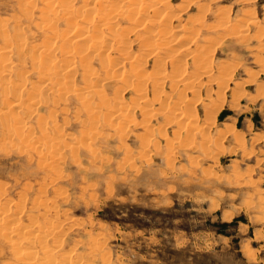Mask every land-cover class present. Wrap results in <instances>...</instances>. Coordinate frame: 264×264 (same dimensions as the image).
Returning a JSON list of instances; mask_svg holds the SVG:
<instances>
[{"label":"rangeland","instance_id":"rangeland-1","mask_svg":"<svg viewBox=\"0 0 264 264\" xmlns=\"http://www.w3.org/2000/svg\"><path fill=\"white\" fill-rule=\"evenodd\" d=\"M133 1L0 0V264H264V0Z\"/></svg>","mask_w":264,"mask_h":264},{"label":"bare ground","instance_id":"bare-ground-1","mask_svg":"<svg viewBox=\"0 0 264 264\" xmlns=\"http://www.w3.org/2000/svg\"><path fill=\"white\" fill-rule=\"evenodd\" d=\"M32 1H33V0H32ZM34 1H35V0H34ZM52 1H53V0H52ZM100 1H101V3H102V0H100ZM130 1L132 2V0H130ZM136 1H137V0H134L133 2L135 3ZM141 1H142V0H141ZM144 1H145V0H144ZM149 1H150V0H149ZM151 1H152V0H151ZM153 1H154V0H153ZM161 1H163V0H161ZM29 2H30V0H29ZM71 2H73V1H71ZM97 2H98V1H97ZM120 2H121V1H120ZM125 2H126V1H125ZM154 2H155V1H154ZM197 2H198V1H197ZM30 3H31V2H30ZM49 3H50V2H49ZM49 3H48V6L50 5ZM63 3H64V2H63ZM66 3H67V2H66ZM138 3H139V2H138ZM159 3H160V2H159ZM46 4H47V3H46ZM129 4H130V3H129ZM136 4H137V2H136ZM141 4H142V3H141ZM146 4H149V3L147 2ZM156 4H157V3H152V4H151V8H149V6H147V7H148V10L151 9L152 12H155V13H162V12H160L161 9H159L158 5H156ZM165 4H166V5H167V4L169 5V4H171V3L168 2V3H165ZM25 5H26V4H25ZM31 5H32V4H31ZM31 5H30V6H31ZM34 5H35V3H34ZM34 5H33V6H34ZM52 5H54V4L52 3ZM52 5H50L49 8H50V7L53 8L54 6H52ZM55 5H56V4H55ZM68 5H69V4H68ZM90 5H91V4H90ZM118 5H119V4H118ZM118 5L116 6V7H117L116 9H118ZM131 5H132V4H131ZM45 6H46V5H45ZM71 6H73V4H72ZM85 6H86V5H85ZM88 6H89V4L86 6V10H87V7H88ZM113 6H114V5H113ZM121 6H123V5L121 4ZM124 6H125V5H124ZM124 6H123V7H124ZM126 6H127V5H126ZM128 6H130V5H128ZM142 6H143V5H142ZM145 6H146V5H145ZM159 6H160V5H159ZM24 7H25V6H24ZM65 7H67V4H66V6L64 5V7H63L64 10H65ZM91 7H96V5L91 6ZM102 7H103V6H102ZM102 7H101V9H102ZM110 7H111V6H110ZM119 7H120V6H119ZM123 7H120V8L122 9ZM131 7H132V6H131ZM164 7H165V6H164ZM170 7H172V5H170ZM43 8H45V7H43ZM67 8H71V7H67ZM67 8H66V10H67ZM88 8H90V6H89ZM97 8H98V7H97ZM97 8H96V9H97ZM108 8H109V7H108ZM111 8H112V7H111ZM114 8H115V7H114ZM124 8H125V7H124ZM172 8H173V7H172ZM61 9H62V8H61ZM96 9H95V10H96ZM98 9H99V8H98ZM101 9H100V11H101ZM128 9H131V10H132L133 7H132V8H128ZM134 9H136V8H134ZM138 9H139V8H138ZM145 9L147 10L146 7H145V8L143 7V10H145ZM164 9H167V8H164ZM29 10H30V9H29ZM45 10H47V9H45ZM45 10H44V12H45ZM49 10H50V9H49ZM56 10H57V9H56ZM62 10H63V9H62ZM62 10H61V11H62ZM69 10H70V9H69ZM72 10H73V7H72ZM72 10H70V11L72 12ZM91 10H92V12H91L92 15H93L94 13L97 12V11H96V12L93 13V11H95V10L92 9V8H91ZM123 10H124V9H123ZM123 10H122V11H123ZM57 11H58V10H57ZM70 11H68V12L66 11V12L69 13ZM89 11H90V10H89ZM89 11L87 10L88 14L90 13ZM109 11H110V10H109ZM109 11H108V12H109ZM111 11H112V10H111ZM111 11H110V12H111ZM118 11H119V10H118ZM125 11H127L126 8H125ZM132 11H133V10H132ZM134 11H135V10H134ZM134 11H133V12H134ZM141 11H142V10H141ZM157 11H158V12H157ZM165 11H166V10H165ZM165 11H163V12H165ZM168 11H169V9H168ZM170 11H171V10H170ZM25 12H26V11H25ZM54 12H56V11L54 10ZM66 12L64 11V13H66ZM71 12H70V13H71ZM77 12H78V11H77ZM104 12L106 13V11H104ZM104 12H103V13H104ZM108 12H107V13H108ZM110 12H109V13H110ZM135 12H137V11H135ZM135 12H134V13H135ZM171 12H172V11H171ZM26 13H27V12H26ZM26 13H25V14H26ZM28 13H29V12H28ZM60 13H61V12H60ZM67 13H66V14H67ZM79 13H81V12H79ZM79 13H78V14H79ZM84 13H85V11H84ZM97 13L99 14V11H98ZM97 13H96V14H97ZM105 13H104V15H105ZM107 13H106V15L109 14V13H108V14H107ZM126 13H128V12H126ZM148 13H149V12H148ZM165 13H166V12H165ZM44 14H46V12H45ZM44 14H42V15H44ZM56 14H57V13H56ZM85 14H86V13H85ZM88 14H87V15H88ZM96 14H95V15H96ZM100 14H102V13L100 12ZM129 14H130V12H129ZM135 14H136V13H135ZM138 14H139V11H138ZM138 14H137V15H138ZM168 14H170V13L168 12ZM40 15H41V14H40ZM81 15H82V14H81ZM81 15H80V16H81ZM109 15H111V14H109ZM119 15H120V14H119ZM132 15H133V14H132ZM157 15H158V14H157ZM178 15H180V14H178ZM63 16H64V15H63ZM74 16H75V15H74ZM97 16H98V15H97ZM112 16H113V15H112ZM112 16H110V18H108V21H109V19L111 20ZM225 16H226V15H225ZM44 17H46V18H44ZM44 17H43V18L46 20V22H48L47 19H48V20H51V18H47V16H45V15H44ZM59 17H60V16H59ZM64 17H65V16H64ZM70 17L72 18V16H70ZM81 17H82V16H81ZM85 17L87 18V16H85ZM85 17H84V18H85ZM88 17H90V16H88ZM98 17H99V16H98ZM102 17H103V15H102ZM102 17H100V18H102ZM114 17H115V16H114ZM114 17H113V18H114ZM130 17H133V16L130 15ZM73 18H75V17H73ZM78 18H79V17H78ZM78 18H77V19H78ZM84 18H82L83 21H84ZM91 18H94V17L91 16ZM100 18H99V19H100ZM105 18H106V16H105ZM134 18H135V17H134ZM199 18H200V17H199ZM248 18H249V17H248ZM248 18L246 19L247 21L250 20V18H249V19H248ZM67 19H69V18H67ZM75 19H76V18H75ZM99 19H98V21H100ZM130 19H131V18H130ZM223 19H224V17H223ZM86 20H88V18H87ZM89 20H90V18H89ZM89 20H88V21H89ZM94 20H95V19H93V21H94ZM101 20H102V19H101ZM225 20H226V18H225ZM253 20H254V18H253ZM253 20H250V21H253ZM256 20H257V19H256ZM41 21H42V20H41ZM55 21H56V20H55ZM88 21H87V22H88ZM91 21H92V19H91ZM93 21H92V22H93ZM95 21H96V20H95ZM113 21H114V20H113ZM222 21H224V20H222ZM232 21H233V20H232ZM242 21H245V20L242 19ZM254 21H255V20H254ZM44 22H45V21H44ZM51 22H52V21H51ZM84 22H85V21H84ZM100 22H101V21H100ZM104 22H105V21H104ZM115 22H116V21H115ZM229 22H230V21H228V23H229ZM255 22H256V21H255ZM255 22H254V23H255ZM79 23H80V22H79ZM108 23H109V22H108ZM221 23H223V22H221ZM234 23H235V21H234ZM243 23H245V22H243ZM2 24H4V23H2ZM46 24H47V23H46ZM48 24H49V23H48ZM56 24H57V23H56ZM56 24H55V25H56ZM91 24H94V23H91ZM95 24H96V23H95ZM95 24H94V26H96ZM219 24H220V23H219ZM219 24H218V25H219ZM223 24H224V23H223ZM226 24H227V23H226ZM49 25H50V24H49ZM77 25H79V24H77ZM85 25H86V24H85ZM106 25H107V24H105V26H106ZM112 25H113V24H112ZM228 25H230V23H229ZM228 25H226V27H227ZM241 25H242V23H241ZM241 25H238V26H239L240 28H242V30H244L245 27H247V26H245V25H244V27H243V25H242V26H241ZM69 26H70V25H69ZM79 26H80V25H79ZM81 26H82V23H81ZM83 26H84V24H83ZM92 26H93V25H92ZM92 26H91V27H92ZM94 26H93V27H94ZM97 26H98V25H97ZM109 26H111V25L109 24ZM109 26H108L107 28H109ZM160 26H161V25H160ZM215 26H216V25H215ZM231 26H232V25H230L229 27H231ZM49 27H50V26H49ZM87 27H89V26L87 25ZM102 27H103V26H102ZM112 27H113V26H111V29H112ZM125 27H126V26H125ZM161 27H163V26H161ZM217 27H218V26H217ZM226 27H225V28H226ZM229 27H228V29H229ZM239 27H238V28H239ZM259 27H261V26H259ZM262 27H263V26H262ZM262 27H261V28H262ZM3 28H4V27H3ZM53 28H54V25H53V27H52V26L50 27V29H53ZM79 28H81V27H79ZM84 28H85L86 30L88 29V28H86V26H85ZM84 28H82V29H78V30H84ZM95 28H96V27H94L93 29L95 30ZM97 28H98V27H97ZM163 28H164V27H163ZM163 28H160V29H162V30H160V33H162L163 31L167 30V29L164 30ZM232 28H233V27H232ZM232 28H231V29H232ZM14 29H17V28H14ZM109 29H110V28H109ZM123 29H124V28H123ZM219 29H220V28H219ZM222 29H224V27H222ZM228 29H226V30H228ZM247 29H248V28H247ZM53 30L55 31V29H53ZM94 30H93V31H94ZM101 30H102V29H100V32H101ZM156 30H157V29H156ZM156 30H153V31L156 32ZM224 30H225V29H224ZM233 30H234V28L232 29V32H233ZM236 30H239V29L236 28ZM236 30H235V31H236ZM240 30H241V29H240ZM240 30H239V34H240V32H241ZM248 30H249V29H248ZM257 30H258V29H257ZM84 31H85V30H84ZM90 31H91V30H90ZM104 31H105V30H104ZM104 31H103V32H104ZM110 31L113 32V30H110ZM214 31H215V30H214ZM220 31H221V30H220ZM222 31H223V30H222ZM246 31H247V30H245V32H246ZM19 32H20V30H19ZM19 32H17V33L19 34ZM80 32H82V31H80ZM95 32H96V31H95ZM154 32H153V33H154ZM157 32H159V31H157ZM166 32H167V31H165L164 34H165ZM224 32L227 33L226 31H224ZM228 32H229V31H228ZM232 32H231V34H232V35H235V34H233ZM1 33H2V32H1ZM17 33H15V34H16V35H15L16 38L14 37L15 39H17V37H18ZM21 33H22V32H21ZM56 33H57V32H56ZM64 33H65V32H64ZM84 33H85V32H84ZM86 33L89 34L88 31H87ZM93 33H94V32H93ZM153 33H152V34H153ZM221 33H222V32H221ZM236 33H237V32H236ZM248 33H249V31H248ZM54 34H55V33H54ZM82 34H83V32H82ZM90 34H91V36L93 37L92 33H90ZM102 34H103V33H101V35H102ZM108 34H109V32H108ZM157 34H158V33H157ZM231 34H229V35H231ZM242 34H243V33H242ZM245 34H247V33H245ZM258 34H260V33H258ZM261 34H262V33H261ZM261 34H260V35H261ZM1 35H2V34H1ZM3 35H5L4 37L7 36L6 38L9 37L7 34H4V33H3ZM55 35H56V34H55ZM58 35H59V34H58ZM80 35H81V33H80ZM86 35H87V34H86ZM96 35H97V34H96ZM96 35H95L94 39L96 38ZM98 35H99V34H98ZM103 35H104V34H103ZM116 35H117V34H116ZM116 35H113V36H116ZM161 35H162V34H160V36H161ZM219 35H220V34H219ZM236 35H237V34H236ZM256 35H257V34H256ZM21 36H23V35L21 34ZM21 36L18 37L19 42H20L21 39H22ZM45 36H46V35H45ZM76 36H77V33H76ZM91 36H87V37H90V38H89L88 40H87V39H86V40H87V41H91ZM118 36H119V35H118ZM152 36H153V35H152ZM156 36H157V35H156ZM245 36H246V35H245ZM245 36H244V37H245ZM61 37H62V39H63V35H62ZM79 37H82V35L79 36ZM83 37H85V35H84ZM99 37H100V38H103V37H101V36H99ZM99 37H97V38H99ZM109 37H110V36H109ZM111 37H112V36H111ZM158 37H159V34H158ZM158 37H157V38H158ZM234 37H235V36H234ZM237 37H238V36H237ZM239 37H240V35H239ZM244 37H243V38H244ZM9 38H10V37H9ZM20 38H21V39H20ZM105 38H106V35H105ZM107 38H108V37H107ZM224 38H226V37H224ZM240 38H241V37H240ZM246 38H247V36H246ZM258 38H260V37L258 36ZM4 39H5V38H4ZM15 39H14V40H15ZM18 39H17V40H18ZM23 39H24V38H23ZM49 39H51V38L49 37ZM62 39H61V41H62ZM77 39H78V38H77ZM84 39H85V38H84ZM237 39L240 40L239 38H237ZM237 39L235 38L234 40H237ZM244 39H245V38H244ZM55 40H56V39H55ZM75 40H76V38H75ZM86 40H85V42H86ZM95 40H96V39H95ZM95 40H94V42H95ZM102 40H104V39H102ZM111 40H113V37H112ZM123 40H124V39H123ZM219 40H220V39H219ZM238 40H237V41H238ZM242 40H243V39H242ZM6 41H8V44H9V42H11V41H9V40H7V39H6ZM6 41H5V42H6ZM44 41H45V40H44ZM44 41H43V42H44ZM46 41H47V39H46ZM59 41H60V40H59ZM61 41H60V42H61ZM70 41H71V40H70ZM96 41H97V40H96ZM98 41H99V40H98ZM106 41H107V40H106ZM114 41H115V40H114ZM155 41H156V40H155ZM19 42H18V43H19ZM25 42H27L26 39H25ZM55 42H57V41H55ZM55 42L53 41V43H55ZM72 42H73V41H72ZM83 42H84V41H83ZM94 42H93V44H96V43H94ZM101 42H102V41H101ZM101 42H99V43H101ZM104 42H105V40H104ZM121 42H122V41H121ZM16 43H17V41L15 42V44H16ZM22 43H24V42H22ZM46 43H47V42H46ZM46 43H44L45 46H48V47H49V46H50V47L52 46L51 43L49 44V42H48L47 44H49V45H47ZM78 43H79V42H78ZM86 43H87V42H86ZM90 43H91V42H90ZM90 43H88V44L90 45ZM97 43H98V42H97ZM149 43H150V42H149ZM149 43L147 42V44L150 46L151 44H149ZM10 44H11V43H10ZM20 44H21V43H20ZM59 44H61V43H59ZM66 44H67L68 46H67ZM66 44H65V43L62 44V45H63L62 47L64 48V47L66 46L65 49H68L67 51L70 52V50H69L70 48H67V47H70L71 44L68 43V42H66ZM88 44H86L87 47H88ZM103 44H104V43H103ZM110 44H111V42H110ZM5 45H6V44H5ZM39 45H40V44H39ZM64 45H65V46H64ZM80 45H81V43H80ZM80 45L77 47V48H78V51H79V47H80ZM86 45H85V46H86ZM96 45H97V44H96ZM96 45H93V46L96 47ZM106 45H107V43H106ZM148 45H147V46H148ZM153 45L155 46L156 44L153 43ZM12 46H13V45H12ZM12 46H11V47H12ZM16 46H19V45L16 44ZM16 46H15V47H16ZM27 46L29 47V45H27ZM40 46H42V45H40ZM45 46H44V47H45ZM71 46H73V44H72ZM97 46H99V48L96 47L97 49H99V50L102 49V48H101L102 43H101V45H97ZM107 46H108V45H107ZM143 46H144V43H143ZM9 47H10V46H9ZM15 47H14L13 49H16ZM20 47H21V46H19L18 48H20ZM22 47H24V46H22ZM22 47H21L20 49H23ZM30 47H31V46H30ZM48 47H45V48L47 49ZM53 47H54V46H52V49H53ZM56 47H57V46H56ZM59 47H60V46H59ZM59 47H58V48H59ZM105 47H106V46H105ZM145 47H146V46H145ZM4 48H5V47H4ZM24 48H25V47H24ZM33 48L36 49L34 46H33ZM41 48H42V47H41ZM63 48H62V49H63ZM77 48H76V49H77ZM80 48L82 49V46H81ZM92 48H93V47H92ZM103 48H104V47H103ZM5 49H6V48H5ZM7 49H8V47H7ZM20 49H19V50H20ZM26 49H27V48H26ZM30 49H31V48H30ZM46 49H45V51H46ZM48 49H49V48H48ZM62 49H61V51H62ZM81 49H80V50H81ZM93 49H95V48H93ZM97 49H96V50H97ZM151 49H153V48H151ZM154 49H156V48H154ZM199 49H200V48H199ZM209 49H210V48H209ZM8 50L11 51L12 49L10 48V49H8ZM28 50H29V49H28ZM37 50H39V49H37ZM40 50H42V49H40ZM40 50H39V51H40ZM53 50H55V49H53ZM59 50H60V48H59ZM72 50H73V49H72V47H71V51H72ZM83 50H84V48H83ZM103 50H104V49H103ZM207 50H208V49H207ZM2 51H3V50H2ZM2 51H1V53H2ZM12 51H13V50H12ZM21 51H22V50H21ZM39 51H38V53H39ZM61 51H60V52H61ZM63 51H64V50H63ZM81 51H82V50H81ZM81 51H79L80 54H81ZM84 51H85V50H84ZM84 51L82 52V54L84 53ZM123 51H124V50H123ZM198 51H199V50H198ZM198 51H197V52H198ZM4 52H5V50H4ZM6 52H7V50H6ZM24 52H25V51H24ZM24 52H23V53H24ZM47 52H48V50L46 51V53H47ZM50 52H51V51H50ZM69 52H68V53H69ZM72 52H73V51H72ZM79 52H77V54H79ZM87 52H88V51H87ZM100 52H101V51H100ZM197 52H195V53H197ZM7 53H10V52H7ZM25 53H26V52H25ZM25 53H24V54H25ZM48 53H49V52H48ZM48 53H47L46 55H48ZM98 53H99V52H98ZM98 53H97V56L100 57V55H98ZM191 53H192V52H191ZM193 53H194V52H193ZM193 53H192V54H193ZM206 53H207V55H208V52L205 51V54H206ZM20 54H22V53L18 52V54H17V55H19L18 57H20ZM24 54H22V55H24ZM28 54H29V53H28ZM30 54H31V53H30ZM30 54H29V55H30ZM41 54L43 55L44 52L41 53ZM49 54H50V53H49ZM95 54H96V53H95ZM101 54H102V53H101ZM26 55H27V54H26ZM26 55H25V56H26ZM38 55H39V54H37V56H38ZM51 55H52V54H51ZM54 55H55L54 57L57 56L56 53H55ZM66 55H67V54H66ZM83 55H84V54H83ZM103 55H104V54H103ZM103 55L101 56L102 58H103ZM198 55H200V54H198ZM207 55H206V56H207ZM5 56H6V55H5ZM5 56H4V57H5ZM97 56H96V57H97ZM105 56H106V55H105ZM192 56H193V55H192ZM196 56H197V54H196ZM4 57H3V59H4ZM6 57H8V56H6ZM30 57H32L33 59L35 58V57H33V56H30ZM52 57H53V56H51V58H52ZM88 57H89V56H88ZM91 57H93V56H91ZM99 57H98V58H99ZM106 57H107V56H106ZM125 57H126V56H125ZM198 57L203 58L201 55L198 56ZM0 58H1V57H0ZM24 58H25V57H23V59H24ZM32 58H30V59H32ZM42 58H44V57H42ZM71 58L73 59V57H71ZM71 58L69 57L70 61L73 62V60H71ZM84 58H85V57H84ZM84 58H83V59H84ZM107 58H108V57H107ZM107 58H106V59H107ZM200 58H199V60H201ZM206 58H209V60H210L211 57H209V55H208ZM5 59H6V58H5ZM8 59H9V57H8ZM8 59H6V62H5L6 64H7ZM19 59H20V58H19ZM23 59H22V60H23ZM27 59H29V58H27ZM69 59H68V60H69ZM81 59H82V57H81ZM85 59H86V58H85ZM87 59H88V58H87ZM87 59H86V60H87ZM89 59H90V57H89ZM103 59H105V58H103ZM106 59H105V60H106ZM22 60H20V61H22ZM39 60H40V59H39ZM42 60H43V59H42ZM44 60L46 61L45 58H44ZM44 60H43V61H44ZM50 60H51V59H50ZM54 60H55V59H54ZM60 60H61V59H60ZM68 60L65 59V61H64L65 64H66V62H67ZM90 60H91V59H90ZM105 60H104V61H105ZM130 60H131V59H130ZM143 60H144V59H143ZM194 60H195V59H194ZM209 60H208V61H209ZM3 61H5V60H3ZM34 61H35V60H34ZM34 61H31V63L34 62ZM48 61H49V59H48ZM57 61H58V59H56V62H57ZM62 61H63V60H62ZM80 61H81V60H80ZM84 61H85V60H84ZM93 61H94V60H93ZM108 61H109V59H108ZM137 61H139V60H137ZM185 61H186V59H185ZM205 61H206V59H205ZM208 61H207V62H208ZM49 62H50V61H49ZM51 62H52V61H51ZM51 62H50V63L47 62V63H48V64H51ZM58 62H59V61H58ZM82 62H83V61H82ZM134 62H135V61H134ZM142 62H143V61H142ZM156 62H157V63H158V62L161 63V60H160V61H156ZM162 62H163V61H162ZM195 62H196V60H195ZM201 62H202V60H201L199 63H201ZM207 62H206V63H207ZM23 63H24V62H23ZM37 63H38V62H37ZM44 63H46V62H44ZM47 63H46V64H47ZM100 63L103 64V61H101ZM136 63H137V62H136ZM154 63H155V62H154ZM163 63H164V62H163ZM184 63H185V62H184ZM186 63H188V62H186ZM9 64H10V63H9ZM32 64H33V63H32ZM32 64H31V65H32ZM35 64H36V63H34L32 66L34 67ZM58 64H59V63H58ZM60 64H61V63H60ZM70 64H71V62H70ZM131 64H132L131 67L133 68V69L131 68L132 71L135 70L134 68L138 67V65H136V67H135V66L133 67V62H132ZM140 64H141V63H140ZM158 64H159V63H158ZM164 64H165V63H164ZM195 64H198V63H195ZM222 64H223V63H222ZM11 65H12V64H11ZM11 65H9V67H11ZM41 65L44 66V64H43L42 62H41ZM51 65H53V63H52ZM54 65H55V64H54ZM56 65H57V64H56ZM68 65H69V62H68ZM73 65L76 66L75 64H73ZM73 65H72V66H73ZM91 65H92V64H91ZM109 65H111L110 62H108V66H109ZM156 65H157V64H156ZM161 65H163V64H161ZM161 65H159V67H160ZM182 65H183V64H182ZM208 65H209V64H208ZM36 66L38 67V65H36ZM48 66H50V65H48ZM60 66H61V65H60ZM60 66H59V67H60ZM70 66H71V65H70ZM85 66L87 67L88 65H86V63H85ZM85 66H84V67H85ZM101 66H105V65H101ZM121 66H122V65H121ZM140 66H141V65H140ZM165 66H166V65H165ZM173 66H176V65L173 64ZM177 66H178V65H177ZM177 66H176V67H177ZM180 66H181V65H179L178 67H180ZM186 66H187V65H186ZM195 66H196V67H195L196 69L201 68V66H200L199 64H198L199 67H198L197 65H195ZM206 66H207V65L204 64V68H205V69L202 68V69L200 70V71H202V75L205 76V77L210 75V74H209L210 71L206 70ZM39 67H40V66H39ZM39 67H38V68H39ZM52 67H53V66H51V68H52ZM68 67H69V66H68ZM84 67H83V68H84ZM89 67H90V68H89ZM89 67H87V68H89V69H93V68H91L92 66H89ZM105 67L107 68V66H105ZM109 67H110V66H109ZM161 67L164 68V66H161ZM161 67H160V68H161ZM183 67H185V66H183ZM202 67H203V66H202ZM46 68H47V66L45 65V69H46ZM51 68H50V69H51ZM55 68H56V66H55ZM63 68H64V67H63ZM66 68H67V66H66ZM70 68H71V67H70ZM87 68H85V70H87V72H90V71H91V74H92V73H93L92 71H93L94 69L88 71L89 69H87ZM208 68H209V69H210V68L212 69V66L210 65V67L208 66ZM10 69H11V68H10ZM45 69H43V70H45ZM52 69H53V68H52ZM52 69H51V70H52ZM57 69H59V68H57ZM60 69H61V68H60ZM64 69H65V68H64ZM74 69H76V68H74ZM108 69H109V68H108ZM108 69H106V71H107ZM164 69H166V67H165ZM176 69H178V68H176ZM179 69H181V67H180ZM179 69H178V70H179ZM185 69H186V68H185ZM185 69H184V71H185ZM211 69H210V70H211ZM43 70H42V69L40 70V71H41L40 74H42V71H43ZM51 70H50V71H51ZM72 70H73V68H72ZM76 70H77V69H76ZM109 70H110V69H109ZM136 70H137V68H136ZM142 70H143V69H142ZM142 70H141V71H142ZM157 70H158V69H157ZM212 70H213V69H212ZM61 71H62V70H61ZM67 71H68V70H67ZM130 71H131V70H130ZM138 71H139V73L141 72L139 69H138ZM159 71H160V69H159ZM161 71H162V69H161ZM173 71H174V70H173ZM180 71H181V70H180ZM186 71H187V70H186ZM186 71H185V74H186ZM45 72H46V71H45ZM56 72H57L58 74L60 73L59 71H56ZM64 72H65V71H64ZM69 72L71 73V71H69ZM73 72H75V71L73 70ZM87 72H86V73H87ZM113 72H114V71H113ZM152 72H153V71H152ZM156 72H157V71H156ZM166 72H167V71H166ZM166 72H163V73H166ZM178 72H179V71H178ZM181 72H182V71H181ZM211 72H212V71H211ZM52 73H54V72H52ZM52 73H50L49 75H53ZM62 73H63V72H62ZM62 73H61V74H62ZM98 73H99V72H98ZM105 73H106V72H105ZM115 73H116V72H115ZM115 73H114V74H115ZM120 73H121V72H120ZM122 73H123V72H122ZM122 73H121V76H122ZM141 73H143V72H141ZM153 73H154V75H155V72H153ZM158 73H159V72H158ZM158 73H157V74H158ZM183 73H184V72H183ZM227 73H229V70H228ZM54 74H55V73H54ZM93 74H95V73H93ZM128 74H129V73H128ZM137 74H138V72H137ZM160 74H162V73H160ZM160 74H159V75H160ZM181 74H182V73H181ZM200 74H201V73H200ZM88 75H89V74H88ZM95 75H96V74H95ZM99 75H100V74H99ZM108 75H111V74L108 73ZM163 75H164V74H163ZM167 75H168V74H167ZM170 75H171V73H170ZM183 75H184V74H183ZM195 75H197V72H195ZM195 75H193V76H195ZM198 75H199V74H198ZM198 75H197L196 78H199ZM202 75H200V76H202ZM211 75H212V74H211ZM215 75H216V74H215ZM215 75H214V76H215ZM219 75H220V74H219ZM219 75H217V76H219ZM225 75H226V73H225ZM40 76L42 77V75H40ZM57 76H58V75H57ZM60 76H61V75L59 74L58 79L60 78ZM62 76H63V74H62ZM62 76H61V78H62ZM90 76H91V75H90ZM96 76H97V75H96ZM100 76H101V75H100ZM118 76H119V74H118ZM118 76H117L116 78H118ZM126 76H127V75H126ZM133 76H134V75H133ZM144 76H146V75H144ZM151 76H152V75H151ZM155 76H156V75H155ZM160 76H161V75H160ZM172 76H173V75H171V78H172ZM191 76H192V75H191ZM43 77H46V76H43ZM43 77H42V78H43ZM93 77H94V76H93ZM112 77H113V76H112ZM138 77H139V76H138ZM178 77H179V76H178ZM180 77H181V76H180ZM187 77H188V76H187ZM187 77H185V78H187ZM189 77H190V76H189ZM189 77H188V79H185V80H183V81H184V84L187 85V88H188V89L192 88L191 90H193V89H194L193 86L195 85V81H194L193 78H191V77L189 78ZM222 77H223V76H222ZM47 78H48V79L50 80V82H51V79H50L49 77H47ZM47 78H46V79H47ZM52 78H53V77H52ZM90 78H91V77H90ZM104 78H105V77H104ZM139 78H140V77H139ZM156 78H158V77L156 76ZM156 78L153 77L154 80H155ZM165 78H167V77H165ZM169 78H170V77H169ZM173 78H174V77H173ZM181 78H182V77H181ZM194 78H195V77H194ZM210 78H211V77H210ZM210 78H209V79H210ZM230 78H231V77H230ZM55 79H56L57 82H59V81L57 80L56 75H55ZM62 79H63V78H62ZM65 79H66V78H65ZM67 79H68V77H67ZM70 79H71V78H70ZM72 79H73V78H72ZM94 79H95V78H94ZM111 79H112V78H111ZM119 79H120V77H119ZM147 79H148V78H147ZM149 79H150V78H149ZM167 79H168V78H167ZM177 79H180V78H177ZM207 79H208V78H207ZM41 80H42V79H41ZM44 80H45V79H44ZM52 80H54V78H53ZM59 80H61V79H59ZM87 80H88V79H87ZM103 80H104V79H103ZM113 80H114V79H113ZM161 80H162V77H161ZM163 80H164V79H163ZM175 80H176V78H175ZM196 80H197V79H196ZM199 80H200V78H199ZM211 80H212V79H211ZM218 80H219V79H218ZM22 81H23V80H22ZM63 81H64V80H63ZM97 81H98V80H95V82H97ZM105 81H106V80H105ZM122 81H123V80H122ZM124 81H125V79H124ZM155 81H156V80H155ZM179 81H180V80H179ZM183 81H182V84H183ZM201 81H202V80H201ZM216 81H217V80H216ZM44 82H45V81H44ZM47 82H48V81H47ZM54 82H55V81H54ZM64 82H65V81H64ZM99 82H101V80H99ZM99 82H98V83H99ZM128 82H130V81L128 80ZM157 82H158V81H157ZM160 82H161V81H160ZM166 82H167V81H166ZM180 82H181V81H180ZM211 82H212V81H211ZM218 82H219V81H218ZM221 82H222V81H221ZM224 82H225V81H224ZM227 82H228V81H227ZM227 82H225V85H228ZM73 83H74V82H73ZM91 83H92V80H91ZM98 83H97V84H98ZM103 83H104V82H103ZM103 83L101 82V84H103ZM131 83H133V82L131 81ZM137 83H138V82H137ZM140 83H143V82H140ZM140 83H139V84H140ZM146 83H147V82H146ZM154 83H155V82H154ZM162 83H163V82H162ZM199 83H201V82L199 81ZM209 83H210V81H209ZM31 84H33V83H31ZM34 84H35V83H34ZM39 84H41V83H39ZM39 84L37 83V85H39ZM43 84H44V83H43ZM45 84H47V83L45 82ZM62 84H63V83H61V88H62ZM67 84H68V86L71 85L70 83H68V80H67ZM95 84H96V83H95ZM95 84H94V85H95ZM99 84H100V83H99ZM101 84H100V85H101ZM104 84H106V82H105ZM104 84H103V85H104ZM128 84H130V83H128ZM128 84H127V85H128ZM159 84H160V83H159ZM207 84H208V83H207ZM219 84H221V83H219ZM222 84H224V83H222ZM222 84H221V86H222ZM103 85H102V86H103ZM137 85H138V84H137ZM153 85H154V84H153ZM208 85H209V84H208ZM225 85H223V86H225ZM42 86H43V85H42ZM65 86H66V85L64 84L63 87H65ZM72 86H73V85H72ZM72 86H70L71 88L69 87L71 91H72V89H73ZM86 86H87V85H86ZM102 86H98V85H97V87H101V89L103 90ZM128 86H129V85H128ZM130 86H132V84H131ZM34 87H36V86H34ZM38 87H40V86H38ZM50 87H51V86H50ZM87 87H88V86H87ZM92 87H93V86H92ZM92 87H91V88H92ZM94 87H96V86H94ZM97 87H96V88H97ZM120 87H121V86H120ZM132 87H133V86H132ZM137 87H140V85L137 86ZM137 87H136V88H137ZM161 87H162V86H161ZM194 87H195V86H194ZM14 88H15V87H14ZM51 88H52V87H51ZM51 88H50V89H51ZM53 88H54V86H53ZM88 88H89V87H88ZM88 88H86V89L88 90ZM136 88H135V89H136ZM64 89H65V88H63V90L61 89L60 92L63 91V93H64V92H65ZM86 89H84V90H86ZM125 89H127V88H125ZM131 89H132V88H131ZM137 89H138V88H137ZM144 89H145V88H144ZM144 89H143V90H144ZM57 90H58V89H57ZM65 90H66V89H65ZM67 90H68V89H67ZM70 90H68V92H69ZM82 90H83V89H82ZM84 90H83V91H84ZM87 90H86V91H87ZM97 90H98V89H97ZM116 90H117V89H116ZM196 90H197V89H195V91H196ZM55 91H56V90H55ZM58 91H59V90H58ZM71 91H70V93L72 94ZM83 91H82V92H83ZM86 91H85V92H86ZM91 91H92V90H91ZM98 91H99V90H98ZM141 91H142V90H141ZM162 91H163V90H161V93H162ZM173 91H174V90H173ZM197 91H198V90H197ZM68 92H67V93H68ZM73 92H74V91H73ZM198 92H199V91H198ZM57 93H58V92H57ZM63 93H62V94H63ZM79 93H80V92H79ZM89 93H90V92H89ZM99 93H101V92H99ZM137 93H138V92H137ZM147 93H148V92H147ZM153 93H154V91H153ZM155 93H156V92H155ZM64 94H65V93H64ZM80 94H81V93H80ZM159 94H160V93H159ZM55 95H56V94H55ZM60 95H61V94H60ZM74 95H75V94H74ZM81 95H82V94H81ZM83 95H84V94H83ZM86 95H87V93H86ZM86 95H84V96L86 97ZM91 95H92V93H91ZM91 95H90V96H91ZM100 95H101V94H100ZM100 95H99V96H100ZM142 95H143V93H142ZM142 95H141V96H142ZM153 95H154V94H153ZM155 95H156V94H155ZM155 95H154V96H155ZM165 95H166V94H165ZM193 95H194V94H193ZM195 95H196V94H195ZM62 96H63V95H62ZM62 96H61V97H62ZM77 96L79 97L80 95L77 94ZM121 96H122V95H121ZM219 96H220V95H219ZM61 97H60V98H61ZM85 97H83V99H85ZM122 97H123V96H122ZM122 97H119V99H121ZM145 97L148 98L146 95H145ZM79 98H81V96H80ZM90 98H91V97H90ZM131 98H132V97H131ZM141 98H142V97H141ZM169 98H170V97H169ZM224 98H225V97H224ZM17 99H18V98H17ZM107 99H108V98H107ZM142 99H144V98H142ZM89 100H90V99H89ZM134 100H135V99H134ZM98 101H99V100H98ZM15 102H16V101H15ZM103 102H104V101H103ZM117 102H118V105H121V104H119V101H117ZM134 102H135V101H133V103H134ZM145 102L147 103V101H145ZM169 102H170V101H169ZM13 103H14V102H13ZM104 103H105V102H104ZM123 103H124V102H122V105L125 104V103H124V104H123ZM126 103L128 104V102H126ZM139 103H140V102H139ZM139 103H136V104L139 105ZM149 103H150V102H149ZM149 103H148V104H149ZM17 104H19V103H17ZM88 104H89V103H88ZM108 104H109V102H108ZM127 104H126V105H127ZM140 104H141V103H140ZM144 104H145V103H144ZM20 105H21V104H20ZM100 105H101V104H100ZM100 105H98V106L101 107ZM114 105H115V104H114ZM116 105H117V104H116ZM116 105H115L114 107H116ZM118 105H117V106H118ZM122 105H121V106H122ZM126 105H124V108H127V107H125ZM149 105H150V104H149ZM153 105H154V104H153ZM89 106H90V104H89ZM134 106H135V104H134ZM150 106H151V105H150ZM91 107H92V106H91ZM119 107H120V106H119ZM119 107L116 108V109L118 110ZM135 107H136V106H135ZM163 107H165V106H163ZM88 108H89V107H88ZM97 108H98V107H97ZM97 108H95V109H97ZM122 108H123V107H122ZM146 108H147V107H146ZM149 108H150V107H149ZM149 108H148V109H149ZM161 108H162V107H161ZM89 109H90V108H89ZM116 109L114 108L113 110L116 111ZM127 109H128V108H127ZM145 110H146V109H145ZM91 111H93V109H92ZM91 111H90V112H91ZM97 111H99V109H98ZM120 111H121V110H120ZM162 111H163V109H162ZM94 112H95V110H94ZM94 112H93V113H94ZM118 112H119V111H118ZM121 112H122V111H121ZM125 112H126V111H125ZM125 112H124V113H125ZM150 112H151V111H150ZM152 112H153V111H152ZM152 112H151V113H152ZM155 112H156V111H155ZM163 112H164V111H163ZM178 112H179V111H177V113H178ZM85 113H86V112H85ZM106 113H107V112H106ZM106 113H105V114H106ZM116 113H117V112H116ZM122 113H123V112H122ZM124 113H123V114H124ZM126 113H127V112H126ZM129 113H130V111H129ZM129 113H128V115H129ZM145 113H146V112H145ZM179 113H181V112H179ZM188 113H189V112H188ZM188 113H187V114H188ZM95 114H96V113H95ZM95 114H94V117H95ZM98 114H99V113H98ZM105 114H104V116H105ZM107 114H108V113H107ZM109 114H110V113H109ZM113 114H114V113H113ZM117 114H118V113H117ZM148 114H149V112H148ZM190 114H192V113H190ZM190 114H189V115H190ZM102 115H103V114H102ZM121 115H122V114H121ZM146 115H147V114H146ZM149 115H151V114H149ZM194 115H195V114H194ZM194 115L192 114V116H194ZM106 116H107V115H106ZM118 116H119V114H118ZM192 116H189V117L192 118ZM194 117H195V116H194ZM194 117H193V119H194ZM96 118H97V116H96ZM114 118H115V117H114ZM92 119H93V118H92ZM177 119H179V120H180V119L183 120V119H184V118H183V114L181 113V115H179ZM185 119H186V118H185ZM193 119H191V120H193ZM88 120H89V119H88ZM104 120H105V119H104ZM191 120H190V121H191ZM95 121H96V120H95ZM105 121H106V120H105ZM187 121H188V117H187V119H186V123H187ZM159 122H160V121H159ZM191 122H192V121H191ZM194 122H195V121H194ZM93 123H94V122H93ZM93 125H94V124H93ZM186 125H187V124H186ZM193 125H194V124H192V126H193ZM55 126H56V125H55ZM90 126H92V125L90 124ZM94 126H95V125H94ZM190 126H191V125H190ZM201 126H202V125H201ZM194 127H195V126H194ZM90 128H91V127H90ZM94 128H95V127H94ZM148 128H149V127H148ZM196 128H197V127H196ZM57 129H58V128H57ZM197 129H198V128H197ZM60 130H61V128H60ZM191 130H193V129H191ZM194 131H195V130H194ZM196 131H197V130H196ZM88 132H89V131H88ZM161 133H162V132H161ZM91 134H94V133H91ZM148 134H149V133H148ZM162 134H163V133H162ZM87 135H89V134H87ZM191 135H192V134H191ZM91 136L93 137L94 135H91ZM147 137H148V135H147ZM192 137H193V136H192ZM144 142H147V141H145V139H144ZM147 144H148V143H147ZM53 151H54V150H53ZM46 203H47V202H46ZM5 217H7V215H6ZM41 228H43V227L41 226ZM46 229H47V228H46ZM39 230H40V229H39ZM41 230L44 231V228L41 229ZM37 232H38V231H37ZM45 232H46V231H45ZM32 233H33V232H32ZM32 233H30V236H31ZM35 233H36V232H35ZM35 233H34V234H35ZM38 233H39V232H38ZM40 233H41V231H40ZM40 233H39V234H40ZM36 234H37V233H36ZM41 235H42V234H41ZM32 237H33V234H32ZM36 237H37V236H36ZM36 237H34V238H36ZM27 238H28V237H26V238H24V239H27ZM29 238H30V237H29ZM37 238H38V237H37ZM29 240H30V239H29ZM29 240H28V241H29ZM39 240H40L39 242L42 243L41 239H39ZM30 241H31V242L33 241L32 238H31ZM30 241H29L28 243H30ZM34 241H35V240H34ZM36 241H38V240H36ZM36 241H35V242H36ZM32 243H33V242H32ZM41 243H40V244H41ZM28 245H29V244H28ZM43 245H44V244H43ZM45 245L47 246V244H45ZM47 247H48V246H47ZM24 248H25V247H24ZM28 248H29V247H28ZM31 248H32V247H31ZM41 248H42V247H41ZM25 249L27 250V248H25ZM25 249H23V251H26ZM49 249L52 250L51 248H49ZM49 249H47V250L49 251ZM20 250H21V249H20ZM47 250H46V247H45V250H44V251L47 252ZM31 251H32V250H31ZM34 251H35V250H34ZM42 252H43V251H41V253H42ZM24 253H25V252H24ZM29 253H30V252H29ZM36 253H37V252H36ZM48 253H50V252H48ZM48 253H47V254L45 253L46 256L49 255ZM30 254H32V253H30ZM34 254H35V252H34ZM34 254H33V255H34ZM50 254H51V253H50ZM64 254H65V253H64ZM27 255H28V254H27ZM42 255H43V253H42ZM59 255H60V254H58V256H59ZM67 255H68V254H67ZM51 256H52V254H51ZM42 257H43V256H42ZM68 257H71V254H70L69 256H67V258H68ZM34 258H36V256H35ZM72 258H73V257H72ZM32 259H33V257H32ZM32 259H31V260H32ZM64 259H65V257H64ZM64 259L62 258V260H64ZM68 259H69V258H68ZM68 259H67L66 262H68ZM48 260H49V257H48ZM51 261H52V260H51ZM64 261H65V260H64ZM64 261H63V263H65ZM71 261H72V260H71ZM73 261H74V260H73ZM49 263H50V262H49ZM72 263H73V262H72ZM42 264H43V262H42ZM47 264H48V263H47ZM69 264H70V263H69Z\"/></svg>","mask_w":264,"mask_h":264}]
</instances>
